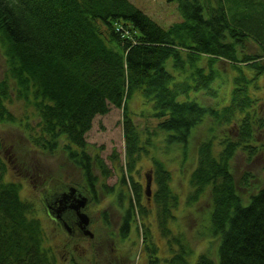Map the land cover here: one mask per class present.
Returning <instances> with one entry per match:
<instances>
[{"label": "trees", "instance_id": "1", "mask_svg": "<svg viewBox=\"0 0 264 264\" xmlns=\"http://www.w3.org/2000/svg\"><path fill=\"white\" fill-rule=\"evenodd\" d=\"M170 1L180 19L162 27L130 0H0V123L20 127L34 149H62L97 198L96 181L111 170L87 151L85 135L96 115L121 108L119 181L131 193L122 236L136 219L147 239L133 172L141 156L153 164L151 201L167 254L150 242L147 264H190V245L167 225L180 203L171 173L152 153L159 137L183 155L194 145L188 201L209 195L208 230L219 237L215 257L200 253L194 264H264V184L243 204L231 172L237 152L264 158V0ZM133 96L139 114L154 122L143 129L128 108ZM16 101L24 108L19 118L10 109ZM205 120V138L193 144ZM6 172L0 155V264H58L34 204ZM253 179L244 173L245 185Z\"/></svg>", "mask_w": 264, "mask_h": 264}, {"label": "rangeland", "instance_id": "2", "mask_svg": "<svg viewBox=\"0 0 264 264\" xmlns=\"http://www.w3.org/2000/svg\"><path fill=\"white\" fill-rule=\"evenodd\" d=\"M130 1L162 27H167L170 23L180 19L176 2L170 0ZM5 66V60L0 56V77L5 71ZM128 108L134 113L133 117L140 128L143 129L145 125L149 126L154 123L139 114L141 104H139L138 98L133 96L128 101ZM10 109L17 118L22 117L24 108L20 102L16 101ZM122 119V109L110 106L106 114L96 115L93 118L91 127L85 135L89 146L87 151L99 154L106 167L110 168L111 173L105 180L101 178L96 181L94 189L97 198L90 201L87 211L93 223V230L90 229L94 233L93 242L82 240V238L77 239L80 236L67 238L69 240L66 242L67 248L62 247L60 233L43 212L42 196L44 191L55 189L58 180L68 185L71 183L84 184L82 173L71 160L66 158L62 149L58 148L54 152L34 149L28 143L26 135L20 127L16 124L0 123V155L4 158L7 166L5 177L18 182L21 197L34 204L36 215L41 217V224L46 234L45 245L47 243L48 246L53 247V254L59 264H147L144 245L148 247L150 242L158 247L157 254L159 256L167 254L166 242L160 236L154 219L156 207L151 201V196L156 186L151 175L153 164L149 156H141L136 162L133 172L134 180L140 184V200L147 209V216L144 219L145 227L149 231L147 239L142 238L144 225H140L136 219L131 222L125 237L120 234L124 211L128 207V196H131L126 185H121L119 181L122 174L120 166L124 162L125 150ZM208 125V120H205L197 127L193 137L195 135L198 138L192 140L193 144L205 138V129ZM153 143L152 154L169 169L171 173L170 185L180 201L173 210L175 218L171 221L168 220V227L175 234H183L186 243L190 245L192 249L189 256L190 264H194L200 253L215 257L219 237L208 230L209 195L204 193L196 201H188L191 192L189 174L196 163L193 152L195 146L192 145V150L189 152L188 148L186 155H183L178 145H164L160 137L153 140ZM111 154L115 158L113 163ZM231 172L237 194L241 202L245 204L249 195L264 184V158L256 157L247 161L241 152H237L231 161ZM245 172L254 176L249 185H245L243 181ZM93 173L98 175L95 169ZM145 174L151 176L149 200L144 193ZM102 183L105 185L103 186ZM121 190L124 192V198H121ZM138 219L143 220L142 218ZM52 233H55L54 242L50 235ZM54 243L61 247L55 246ZM175 249L178 247L176 246Z\"/></svg>", "mask_w": 264, "mask_h": 264}, {"label": "flooded vegetation", "instance_id": "3", "mask_svg": "<svg viewBox=\"0 0 264 264\" xmlns=\"http://www.w3.org/2000/svg\"><path fill=\"white\" fill-rule=\"evenodd\" d=\"M82 185L79 183L68 185L58 180L56 188L44 191L42 196L45 212L49 220L56 226V230L60 233L62 247L65 248L68 247L66 242L69 240L67 238H77L80 236L77 239L82 238V240L89 242H93L94 239V237L90 238L89 235L84 234V227L80 224L77 212L72 207L80 197L84 196L87 199V204L83 210L86 212L89 208L90 201H92V189ZM92 227L93 223L90 219L87 228L93 230ZM59 233L56 234L59 235ZM54 235L55 233L53 234L52 241H54ZM56 246L61 247L57 243Z\"/></svg>", "mask_w": 264, "mask_h": 264}, {"label": "water", "instance_id": "4", "mask_svg": "<svg viewBox=\"0 0 264 264\" xmlns=\"http://www.w3.org/2000/svg\"><path fill=\"white\" fill-rule=\"evenodd\" d=\"M146 177V183H145V194L147 197L150 195V182L151 178L149 174L145 175ZM86 197L82 196L80 199L77 200V203L73 205L72 207L76 210L77 215L79 217V222L80 224L84 227V234L89 235V237H93L92 232L87 229L88 223H89V218L88 216L83 212V208L86 205Z\"/></svg>", "mask_w": 264, "mask_h": 264}]
</instances>
